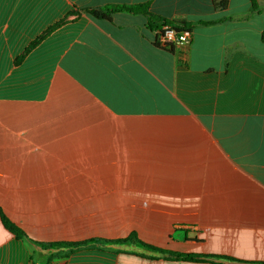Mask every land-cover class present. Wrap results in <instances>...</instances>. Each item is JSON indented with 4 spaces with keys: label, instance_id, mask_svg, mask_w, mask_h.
Listing matches in <instances>:
<instances>
[{
    "label": "crops",
    "instance_id": "0c3cea01",
    "mask_svg": "<svg viewBox=\"0 0 264 264\" xmlns=\"http://www.w3.org/2000/svg\"><path fill=\"white\" fill-rule=\"evenodd\" d=\"M0 0V264H38L42 244L119 240L264 264V0ZM150 5L192 27L174 52ZM254 32V37H251ZM256 42V50L251 41ZM24 57L20 60V58ZM100 246L103 241H100ZM51 264H212L84 247Z\"/></svg>",
    "mask_w": 264,
    "mask_h": 264
},
{
    "label": "trees",
    "instance_id": "16d2710c",
    "mask_svg": "<svg viewBox=\"0 0 264 264\" xmlns=\"http://www.w3.org/2000/svg\"><path fill=\"white\" fill-rule=\"evenodd\" d=\"M216 5L220 8H226L229 4V0H213ZM251 6L254 10L259 9V4L257 0H250ZM87 13L97 19L102 20H112V16L115 13L124 12L134 15H144L148 21V28L150 31L155 32L156 34L163 31L165 26H169L173 28L177 32H182L185 30L191 31L192 27L196 24H209L211 22H199L194 24H189L180 20H169L163 16H160L150 10V5L147 3L144 4H135V5H106L103 7H91L84 8L78 10L75 8L69 14H67L62 20L48 28L44 33H42L39 37H37L25 50V54L36 47L39 43H41L48 35L51 34L56 28L64 25L65 23L76 19L81 15V13ZM154 44L157 47H162L165 50L170 52H174L175 48L161 46L157 40L155 39ZM24 57V55L20 58V60ZM4 224L7 228L15 234L18 238L27 240L30 244L35 247H40L49 252L48 260L44 264H51L52 260L59 256L69 255L76 250H80L84 247H108L112 248L116 251L126 252L130 254H134L147 259H168L174 261H186V262H196V263H212V264H253L244 261H239L230 257L225 256H215V255H192V254H181L174 253L171 251H167L156 246L147 244L143 242L135 233L130 234L128 237L119 240H96L90 239L84 242L78 243H69V242H54L42 244L39 242H35L29 239L25 232L16 227L6 218H3ZM100 241H103V245L100 246ZM33 264H38L36 262V257L32 258ZM255 264V263H254ZM260 264V263H256Z\"/></svg>",
    "mask_w": 264,
    "mask_h": 264
},
{
    "label": "clouds",
    "instance_id": "9594fccd",
    "mask_svg": "<svg viewBox=\"0 0 264 264\" xmlns=\"http://www.w3.org/2000/svg\"><path fill=\"white\" fill-rule=\"evenodd\" d=\"M164 31L165 36L161 39V43H165L166 41H172L177 48L185 46L188 43V39L191 35L190 32L185 31L183 34H181L179 41H176L174 29L169 30L167 27H165Z\"/></svg>",
    "mask_w": 264,
    "mask_h": 264
},
{
    "label": "built area",
    "instance_id": "2783aa9c",
    "mask_svg": "<svg viewBox=\"0 0 264 264\" xmlns=\"http://www.w3.org/2000/svg\"><path fill=\"white\" fill-rule=\"evenodd\" d=\"M165 27H167L169 30L173 29V28H171V27H169V26H165ZM165 27H164V28H165ZM164 28H163V31H162V32H159V33L156 34V40H157V42H158L161 46H167V47H172V46H173V47L176 48V49H185V48H187V47L191 44V41H192V32L189 31V30H185V31L190 32L191 35H190V37H189V39H188V43H187L185 46H183V47L177 48L176 45H175L172 41H166L165 43H161V39L164 38V36H165ZM174 31H175V30H174ZM185 31H182V32H177V31H175V40H176V41H179L181 34H183Z\"/></svg>",
    "mask_w": 264,
    "mask_h": 264
},
{
    "label": "rangeland",
    "instance_id": "374dc122",
    "mask_svg": "<svg viewBox=\"0 0 264 264\" xmlns=\"http://www.w3.org/2000/svg\"><path fill=\"white\" fill-rule=\"evenodd\" d=\"M242 3V0H233V6L235 8H239V5ZM251 37H254V32H251ZM251 45H252V48L256 50V42L255 41H251ZM257 51V50H256ZM258 53H261V51H257ZM264 53V52H262Z\"/></svg>",
    "mask_w": 264,
    "mask_h": 264
}]
</instances>
